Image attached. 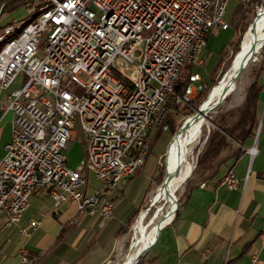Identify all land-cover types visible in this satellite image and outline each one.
I'll return each instance as SVG.
<instances>
[{
    "label": "built area",
    "instance_id": "1",
    "mask_svg": "<svg viewBox=\"0 0 264 264\" xmlns=\"http://www.w3.org/2000/svg\"><path fill=\"white\" fill-rule=\"evenodd\" d=\"M213 1H221L217 16H209ZM227 2L67 0L0 54V89L23 75L21 86L0 98V109L13 113L12 136L0 158L4 223L17 224L32 192L44 187L55 215L70 202L104 225L115 204L110 189L144 163L151 125L158 116L176 114L167 100L189 107L206 87L192 67L190 81L182 82V66L189 48H197V65L203 63L202 25L227 27ZM17 21L2 25L0 38ZM168 128L166 122L162 129ZM76 129L83 153L70 167L66 150ZM255 150V143L247 147L250 155ZM90 172L101 186L88 193ZM221 180L238 185L231 172ZM37 224L31 220L19 231L29 236ZM19 253V264H36L26 247ZM250 257L256 261V253ZM223 264H230L227 258Z\"/></svg>",
    "mask_w": 264,
    "mask_h": 264
},
{
    "label": "crops",
    "instance_id": "2",
    "mask_svg": "<svg viewBox=\"0 0 264 264\" xmlns=\"http://www.w3.org/2000/svg\"><path fill=\"white\" fill-rule=\"evenodd\" d=\"M12 15L16 14L1 13L0 19ZM228 29L229 25L215 28L208 35L202 52L203 63L199 66L204 65L209 56L206 48L212 37H219ZM235 36L236 30L225 37L226 40H220L221 49L214 74L223 63L222 56ZM192 66L184 69L186 78ZM214 74H210L208 79L200 76L206 83ZM254 81L261 86L254 110V132L243 143L229 137L236 144L235 151L222 155L209 177L195 181L187 188L172 219L147 239L144 248L149 242L150 246L140 264H223L225 258L230 264H264V59ZM22 82L23 75H17L7 89H0V98H5ZM12 117L11 110L3 112L0 109V158L5 152L4 145L12 136ZM253 143L256 150L250 155L247 147ZM71 147L79 149L80 158L83 144L77 129L66 150L69 166L67 152ZM228 172L237 177L236 187L222 183L223 175ZM97 188L90 189L88 185L87 192ZM123 199L121 197L114 204L113 218L100 226L99 217L78 213L70 202H64L55 215L47 189L36 188L17 224H5L0 217V264H19L21 247H26L30 255L36 257V264L105 263L114 255L112 245L120 236L113 234L116 226L124 220L123 212L133 206L130 201L128 206L121 207ZM31 220H38L37 226L31 229L29 236L22 235L19 227ZM252 253H256L255 262L251 261Z\"/></svg>",
    "mask_w": 264,
    "mask_h": 264
},
{
    "label": "rangeland",
    "instance_id": "3",
    "mask_svg": "<svg viewBox=\"0 0 264 264\" xmlns=\"http://www.w3.org/2000/svg\"><path fill=\"white\" fill-rule=\"evenodd\" d=\"M243 0H228L225 10L224 18L228 22V31H223L220 36L214 35L210 44L206 48V53L209 56L204 65H193L192 70L198 72L200 75L208 79L210 74H214L217 68V58L220 52L221 45L219 46L220 40H226L225 37H229L230 33L235 31L234 27V11L238 3ZM249 4V9L246 14V25H243L245 30L241 33L240 39L237 44V50L230 46L228 50L223 54L222 61L219 70L213 75L212 78L216 79L213 83L216 84L220 82L225 73L228 71L231 63L233 62L235 56L240 52V42L243 38L244 33L252 24L259 13L264 9V4L256 7L254 1L244 0ZM48 6H51L49 1ZM34 7L19 6L14 9L11 13L16 14L15 16H9L0 19V25L9 23L15 19H22V21H29L34 16ZM1 14V13H0ZM215 29V27L213 28ZM212 29V30H213ZM212 32V31H211ZM252 32L254 34H263V28H253ZM217 36V37H216ZM264 59V42L263 45L255 53V56L244 66L242 72L233 80V83L229 86L226 96L221 100V102L211 109L213 103L218 100L216 98L211 104H209V110L206 114V122L201 126L196 141L191 144L189 151L190 166L188 171L191 169V173L186 177L176 188L172 196L165 200L164 198L154 199L155 192L157 188L164 182L165 187H169L177 178L180 169V160L177 155V150L175 146V139L178 138L180 130L177 132L179 127L185 123V118L194 114H188L189 110L193 109L191 106H181L178 105L176 114L172 115L175 121L176 130L172 132L170 128L168 130L161 129V133L157 137L153 146L148 150V154L145 158L144 163L138 167L132 176L125 178L123 181L118 183L114 188L110 189V195L112 196L114 203L117 204L121 197L130 198L131 203L138 208L136 214L127 226L126 231L115 239L113 242V254L110 259H108L103 264H119L130 254L133 245L136 241V236L139 229H135V222L140 214H142L140 227L146 231L147 239L150 237L149 232L153 227L161 222L167 221L174 216L176 211L173 210L175 205L181 202L187 188L193 184L195 181L203 180L209 177L215 170L218 164V160L224 155L231 154L236 149V144L227 136L229 139L225 147H223L219 154L209 161V163H198L200 156L203 154L207 143L208 136L212 133L214 128L230 127L236 118L238 117V112L241 104V100L247 90L248 86L255 79L259 67ZM187 67V66H186ZM184 67V69L186 68ZM183 69V71H184ZM207 81V80H206ZM210 83V80L206 82V85ZM214 86L209 87L206 90L205 96L202 100L206 99L209 91ZM196 97V96H195ZM198 108V107H197ZM196 108V109H197ZM195 109V108H194ZM233 150V151H232ZM68 162L70 166L75 167L76 163L79 161V149L71 147L68 150ZM223 155V156H222ZM172 171V172H171ZM187 171V172H188ZM100 181L93 174H89V188L92 189L95 186L100 187ZM155 201V202H154ZM173 214V215H172ZM161 221V222H160ZM160 225V224H159ZM152 240V239H151ZM130 246L131 249L129 248ZM144 255L140 256L135 264H140ZM134 262V261H133ZM132 262V263H133ZM131 263V264H132Z\"/></svg>",
    "mask_w": 264,
    "mask_h": 264
},
{
    "label": "bare ground",
    "instance_id": "4",
    "mask_svg": "<svg viewBox=\"0 0 264 264\" xmlns=\"http://www.w3.org/2000/svg\"><path fill=\"white\" fill-rule=\"evenodd\" d=\"M51 3V6H48V2ZM43 6L39 9L38 12L34 14V16L31 18V20L22 21V19L18 20L14 23V26L10 29L6 30V32L2 35L0 38V54H2L5 50L11 48L12 44L17 42L19 38L22 36V34L25 33V31L35 24L37 20L40 18H43V16L49 15L50 12L57 10V8L64 4L67 0H47ZM219 9H221V1H213V3L209 6V16H217ZM251 25V28H248L246 32L243 35V38L240 42V52L239 55L237 54L231 63L228 71L225 73L224 78L219 82H217L213 88L209 91L207 97L205 100H203L199 105L200 110L198 112H195L194 114L188 116L185 118V123L183 125V128H181L179 132L178 138L175 139V146L177 150V155L180 160V169L178 176L176 180L169 186L165 187L164 182L157 188L154 199H160L164 198L165 200H168L178 185L190 175L191 169L188 171L190 166V160H189V151L190 146L193 144V142L196 141V138L198 136V132L201 128V126L206 122V114L209 110V104H211L216 98H222L223 94L227 92L229 86L233 83V80L236 78H233L237 69L239 66L243 63L245 58H247L251 48L252 43L259 44L260 42H264V32L263 34H254L252 32L253 28H263L264 29V10L257 15L254 22ZM215 27V22H207V25H202L201 31H200V45L206 44V37L210 34L212 29ZM250 61V60H249ZM248 61V62H249ZM190 65H197V48H189L188 51V58L186 59V65L182 66V72L184 67L190 66ZM188 71V70H187ZM187 80L186 82L190 81V72L187 73ZM227 94V93H226ZM165 116H158V119H156V124L151 125V129L162 126V128H165L166 123H164ZM138 167H133V173ZM188 171V172H187ZM172 172V171H171ZM155 202V201H154ZM176 208V205H175ZM175 209L173 210L174 213ZM173 215V214H172ZM142 214H140L135 222L134 228L139 229L136 241L133 245V248L130 252V254L127 255L125 259L120 264H131L134 260L136 255L142 251L147 243V236L146 231H144L140 227ZM172 219V218H171ZM171 219L161 222L155 227L151 229L149 232V236H153V234L166 222H169ZM150 246V242L148 244V248ZM132 246L129 248L131 249Z\"/></svg>",
    "mask_w": 264,
    "mask_h": 264
},
{
    "label": "trees",
    "instance_id": "5",
    "mask_svg": "<svg viewBox=\"0 0 264 264\" xmlns=\"http://www.w3.org/2000/svg\"><path fill=\"white\" fill-rule=\"evenodd\" d=\"M6 1H8V0H0V7ZM46 1L47 0H11L9 3H7L4 6L1 13L12 12L14 9H16L19 6L34 7L35 12L36 11L38 12L39 9L43 6V4ZM253 1L255 3L256 7H259L262 4H264V0H252L251 2H253ZM248 9H249V4L243 0V1H240L238 3V5L234 11V18H235L234 19V27L236 30V36L231 41V46L235 49V51L237 50L236 46H237L238 41L240 39L241 33L245 30L243 25H246L245 20H246V14H247ZM24 19L26 20V18H24ZM0 28H1V25H0ZM207 37H206V40H207ZM185 79H186V77L182 72V82H186L187 79L186 80ZM215 81H216V79H214V78L210 79V83H208L204 89H202L198 92L196 97L192 100L193 109L189 110L188 114H192L196 110V108L199 106V104L204 100V99L202 100V98L205 96L206 90L209 87L214 86L215 84L213 85V83ZM182 82H178L175 85V88H174L175 92H177V93L181 92V87L183 85ZM260 87L261 86L257 85V83L255 81L252 82L248 86V88L246 90L244 101L242 102V104L239 108V115H238L237 120L230 127L220 126L219 128L213 129L212 133H210L208 136L207 146H206L203 154L200 156L198 163L204 162L207 164V163H209L210 160L215 158L219 154V151L223 147H225V145L227 144V141L229 140L227 138V136H229L231 139L237 140L239 143H243L244 139L246 137L250 136L254 132L255 121H256V118L254 116V110H255V106H256V102H257V98H258V92L260 90ZM166 105L175 108L172 110H177V108H178L177 104H174V105L171 104V97L167 100ZM176 113H177V111H176ZM166 122L168 123V126L172 130V132H174L176 130V127L174 124L175 121L173 120V117L171 114H168L167 117L165 118L164 123H166ZM161 129H162V126H158V127L149 129V131L147 133L148 148H150V143H151V146H153L157 137L161 133ZM132 175H130V176H132ZM130 200H131L130 198H124L122 200V202L120 203V206L121 207H124L126 205L128 206L130 203ZM137 210H138V208L133 205V206H130L126 212L125 211L123 212L125 214L124 220L120 221L117 224L116 229L113 233L114 235L119 236L126 231L128 224L130 223V221L132 220V218L136 214ZM112 218L113 217H111L110 219H112Z\"/></svg>",
    "mask_w": 264,
    "mask_h": 264
},
{
    "label": "water",
    "instance_id": "6",
    "mask_svg": "<svg viewBox=\"0 0 264 264\" xmlns=\"http://www.w3.org/2000/svg\"><path fill=\"white\" fill-rule=\"evenodd\" d=\"M10 1H11V0H8V1H6L5 3H3V4L1 5V7H0V13L2 12V9L4 8V6H5L7 3H9ZM248 28H251V25H250ZM252 44H253V45H252V48H251V50H250V52H249L247 58H245V60L243 61V63L239 66V68L237 69V71H236V73H235V75H234L233 78L237 77V76L242 72V70L244 69V66L248 63L249 60H251V59L255 56V53H256V52L258 51V49L263 45L262 42H260L259 44H255V43H252ZM225 96H226V93L223 94L222 98H219L218 100H216V101L213 103V105L211 106V109H212L213 107H215L216 105H218V104L221 102V100H222ZM200 106H201V105L198 106V108L196 109V112H198V111L200 110ZM181 128H183V124L179 127V129L177 130V132H178L179 130H181ZM147 250H148V247H146V248H144L142 251H140V252L136 255L135 260H134V262H133L132 264H135V263L138 261V259L140 258V256H142L143 254H145Z\"/></svg>",
    "mask_w": 264,
    "mask_h": 264
}]
</instances>
